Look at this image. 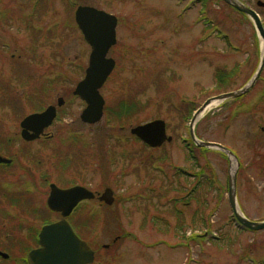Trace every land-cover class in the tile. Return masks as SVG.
Returning <instances> with one entry per match:
<instances>
[{"label":"rangeland","instance_id":"rangeland-1","mask_svg":"<svg viewBox=\"0 0 264 264\" xmlns=\"http://www.w3.org/2000/svg\"><path fill=\"white\" fill-rule=\"evenodd\" d=\"M241 1L264 23V6L258 5L264 0ZM79 5L119 19L118 42L109 52L117 65L101 89L106 105L95 124L81 120L86 103L73 95L91 53L74 21ZM0 50L2 147L7 135L20 132L25 115L63 99L49 140L25 144L18 135L10 142L7 153L16 158L10 179L35 192H16L17 227L27 226V216L34 230L42 217L59 220L46 213L48 183L82 185L100 195L109 188L113 204L97 198L71 218L96 253L93 264H264V230L242 229L234 218L232 162L220 150L201 148L208 152H196L198 167L186 149L196 111L208 99L244 88L259 68L264 44L250 19L222 0H0ZM224 73L230 79L219 84ZM262 95L259 79L246 95L219 103L195 125L199 140L220 143L237 156V202L253 221L264 220ZM122 102L130 106L126 116L113 120L108 115ZM189 109L188 119L183 115ZM156 119L166 122L172 141L151 149L131 129ZM203 166H209L212 185L197 176ZM8 201L0 206L2 233L15 226L6 214L2 218L3 208L12 209Z\"/></svg>","mask_w":264,"mask_h":264},{"label":"water","instance_id":"water-1","mask_svg":"<svg viewBox=\"0 0 264 264\" xmlns=\"http://www.w3.org/2000/svg\"><path fill=\"white\" fill-rule=\"evenodd\" d=\"M223 1L246 14L253 21L259 38L264 43V25L259 13L244 4L241 0ZM258 5L262 7L264 3L258 1ZM75 20L85 41L91 47V53L85 77L77 85L74 94L80 96L86 102V108L81 114L82 121L88 124H95L100 122L104 116L106 102L101 94V89L116 67L115 59L108 55L111 48L118 41V17L93 6H79L75 12ZM263 68L264 53L262 54L257 72L244 88L208 99L196 111L190 125L191 137L198 147L220 150L226 154L232 165H234L228 184V198L237 220L243 227L252 231L264 230V220H249L239 210L237 202V172L240 162L237 156L233 151L220 143L199 140L195 135V125L200 118V114L211 104L239 98L248 93L259 79ZM62 104L63 99H60L59 106ZM56 116L57 110L55 106H50L42 113L28 116L22 123L24 129L23 136L27 140L38 138L42 135L45 128L53 123ZM131 133L152 148L161 147L163 144L172 141V136L167 134V124L162 119L138 125L131 129ZM0 161L8 162V160L2 157H0ZM94 198L95 194L84 186L77 185L63 189L55 184H51V192L47 203L48 207L52 211L61 212L63 218L43 228L40 234L41 248L33 250L29 256L33 264H92L94 262V250L85 240L76 234L67 221V217L71 215L80 202ZM99 199L109 205L113 204V191L108 188Z\"/></svg>","mask_w":264,"mask_h":264},{"label":"flooded vegetation","instance_id":"flooded-vegetation-1","mask_svg":"<svg viewBox=\"0 0 264 264\" xmlns=\"http://www.w3.org/2000/svg\"><path fill=\"white\" fill-rule=\"evenodd\" d=\"M3 47H5V45H3ZM0 58L4 60V58L1 54H0ZM2 95L3 94H1V96ZM1 104H6V103L3 102ZM49 106L50 105H48L47 107L42 108L36 112H30L29 114L25 115L23 117V119L19 122L20 132H16L15 138L12 137L13 134L7 135V137L4 138V142H3V143H5V146L2 147L0 145V157H4V158L10 159L12 161L11 163H4V162L0 163V179H3L2 182L0 183V191L5 192L4 196L0 195V206L3 205L4 202L7 203V200H10V201H8V203L11 205V208H12L10 210V212L3 208V210H2L3 217L2 218L3 219L6 218L5 217V214H6L8 217H10L11 220L14 221V223L19 218V215L16 212V207L18 206L20 208V205L17 202L16 192L19 191V192L25 193L26 195L29 194L30 197H33V195H34L33 193H35V192H33L31 186H25L24 185V187H23V185H21L22 183H20V185L15 183L13 181L14 178L10 179L12 176L10 170H11V167L13 166V164L16 162V158L12 157L11 154L7 153L8 150L12 149V147L9 145H10V142H12L14 139H18L17 138L18 135H20V141H22L25 144L32 143V142H35V141H38L41 139L42 140L43 139L49 140L51 137L49 135L50 133L48 131L49 128H46L44 130V132L42 133V135H40L38 138H36L32 141H26L22 136V132H23L22 122H23V120L27 116L32 115L34 113L43 112ZM11 112H12V109H11ZM4 122L8 123L6 120ZM1 123H2V119H0V124ZM0 126H2V125H0ZM6 178H9V179L6 180ZM45 179H46V181H48L47 177H45ZM47 188H49L51 191V183L47 184ZM96 195L98 196L99 194L96 193ZM49 196H50V192H49L47 200H46V205H47V209H48V211L46 213L48 215L51 212L49 207H48V204H47ZM97 198L98 197H96L95 199H97ZM14 211L16 212L15 214H14ZM75 213H76V210L68 218V221L71 223L74 230L76 228H75L74 222L71 221V218H72L73 214H75ZM57 214H59V216H60L59 220H61L62 214L61 213H57ZM28 215H30V214H28ZM29 219L30 218L28 216L25 217L26 224H27V226L25 225V227H17V225H16L17 223H15L14 228H12L10 231L3 232V233L0 231V263L4 262L3 264H7V263L8 264H33L29 259L30 252L41 247L40 237H39L40 232L46 224L52 223L53 221H50L49 219H44V217H42L38 223L40 225V227L35 228V230H36L35 231L32 228L31 221ZM54 222H56V221H54Z\"/></svg>","mask_w":264,"mask_h":264},{"label":"trees","instance_id":"trees-1","mask_svg":"<svg viewBox=\"0 0 264 264\" xmlns=\"http://www.w3.org/2000/svg\"><path fill=\"white\" fill-rule=\"evenodd\" d=\"M210 0H204V2H209ZM228 6V5H227ZM228 7H230L232 10H235L233 7H231V6H228ZM237 11V10H236ZM242 15H244V14H242ZM245 16V15H244ZM246 17V16H245ZM222 73V72H221ZM227 73H224V74H221V75H219L218 74V82H219V84H222L223 83V81H228V79H230V76H229V74L228 75H226ZM233 73H230V75H232ZM224 76H226V77H224ZM261 81H264V77L263 78H261ZM225 83V82H224ZM264 97V95H262L261 96V99ZM127 102V101H126ZM123 104V105H122ZM122 104H121V106H120V108L119 109H117L116 111H114V110H112L111 111V113L108 115L109 117L111 116V114H112V118H113V120H119V119H121L122 117H124V116H126V114H125V111L127 110V109H129V105L127 104V103H123L122 102ZM227 105V104H226ZM193 110L194 109H189L187 112L188 113H185V115H183V116H187L188 117V119L192 116V113H193ZM111 121H112V119H111ZM190 143L189 144H186V148H187V152H188V159L189 160H194V163L196 164V165H198L199 164V162H198V159H197V154H196V152H198V151H200V153H207L208 152V150L207 149H201V148H199V147H197L195 144H194V142L191 140V138H190V141H189ZM160 160H165V159H167V156H163V157H161V158H159ZM191 160V161H192ZM157 161H158V159H157ZM198 167H201L200 165H198ZM209 168V166H203V168H201V170H200V172H198V174H197V176H199V179L201 180V179H203V178H206V177H208V174H206V172H208L207 171V169ZM177 169H179V168H177ZM184 171V170H183ZM211 171V170H210ZM177 172H178V174H181V170H177ZM212 172V171H211ZM213 178L211 177V176H209L207 179H206V184H209V185H212L214 182H213ZM201 182V181H200ZM199 182V184H201ZM200 186V185H199ZM196 190V189H195ZM198 199V198H197ZM185 200H187V199H185ZM179 200H176V202H178ZM187 203V202H186ZM176 212H178L179 213V215H180V211H177L176 210ZM195 214H200V216L202 217V210H200V209H197L196 210V213ZM200 217V219L199 220H202V218ZM209 226V224H207V227ZM179 227L180 228H182L183 226L182 225H179ZM211 227V226H210ZM75 228L77 229V227H76V225H75ZM208 230H212L211 228H209ZM77 231L79 232V230L77 229ZM80 233V232H79ZM81 234V233H80ZM204 235V234H203ZM81 236L82 237H84L82 234H81ZM195 238H202L200 235H198V236H194V237H192V239H195ZM213 241V240H212ZM211 241V242H212ZM216 241H218V240H215V244H219V241L218 242H216ZM214 242V241H213Z\"/></svg>","mask_w":264,"mask_h":264},{"label":"bare ground","instance_id":"bare-ground-1","mask_svg":"<svg viewBox=\"0 0 264 264\" xmlns=\"http://www.w3.org/2000/svg\"><path fill=\"white\" fill-rule=\"evenodd\" d=\"M218 104H219L218 102H215V103L211 104L210 106H208V107L205 109V111H204L200 116H202L205 112L211 110L212 108H214V107L217 106Z\"/></svg>","mask_w":264,"mask_h":264}]
</instances>
